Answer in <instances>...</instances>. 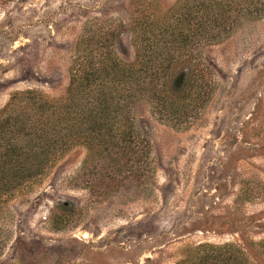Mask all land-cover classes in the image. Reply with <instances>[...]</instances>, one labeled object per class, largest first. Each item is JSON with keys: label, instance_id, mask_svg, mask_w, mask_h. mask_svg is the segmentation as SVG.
I'll return each mask as SVG.
<instances>
[{"label": "rangeland", "instance_id": "374dc122", "mask_svg": "<svg viewBox=\"0 0 264 264\" xmlns=\"http://www.w3.org/2000/svg\"><path fill=\"white\" fill-rule=\"evenodd\" d=\"M174 1L0 0V107L25 88L61 96L84 29L127 26ZM129 40L114 43L128 61ZM193 58L195 94H167L176 110L152 94L132 106L141 180L100 195L86 185L85 149L68 150L0 201V264H173L188 246L225 241L264 264V15Z\"/></svg>", "mask_w": 264, "mask_h": 264}, {"label": "trees", "instance_id": "16d2710c", "mask_svg": "<svg viewBox=\"0 0 264 264\" xmlns=\"http://www.w3.org/2000/svg\"><path fill=\"white\" fill-rule=\"evenodd\" d=\"M263 15L264 0H175L163 13L131 18L127 26L113 23L90 34L84 29L61 96L25 88L14 90L0 107V201L38 180L76 146L86 151L81 169L92 174L86 185L100 195L125 179L140 181L147 148L134 125L137 95L152 94L176 110L180 97L167 94H195L187 88L196 76L193 57ZM126 31L130 61L114 48ZM256 244L264 250V238ZM173 264L256 263L241 244L225 241L188 246Z\"/></svg>", "mask_w": 264, "mask_h": 264}]
</instances>
